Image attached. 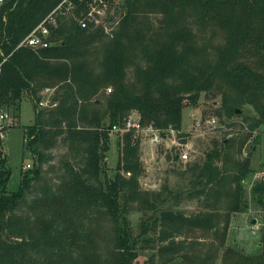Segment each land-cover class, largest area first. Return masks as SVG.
Instances as JSON below:
<instances>
[{
	"label": "trees",
	"instance_id": "obj_1",
	"mask_svg": "<svg viewBox=\"0 0 264 264\" xmlns=\"http://www.w3.org/2000/svg\"><path fill=\"white\" fill-rule=\"evenodd\" d=\"M59 1H0V48L10 52L0 107L19 111L29 98L34 110L23 125L33 162L15 189L0 152V264H134L140 248H155L160 264H264V232L256 254L226 244L231 214L247 206L242 148L264 122V0H119L109 29L81 26L86 0H74L56 14L48 46H16ZM44 87H55V105H37ZM201 92L219 95L215 112L240 116L241 130L185 163L187 196L202 206L186 213L165 204L167 184L142 187L140 137L111 127L135 111L178 135L183 107ZM111 132L118 156L107 176ZM251 192L264 207V177ZM134 211L144 216L137 233Z\"/></svg>",
	"mask_w": 264,
	"mask_h": 264
},
{
	"label": "rangeland",
	"instance_id": "obj_2",
	"mask_svg": "<svg viewBox=\"0 0 264 264\" xmlns=\"http://www.w3.org/2000/svg\"><path fill=\"white\" fill-rule=\"evenodd\" d=\"M115 3L117 4V2ZM40 95V97H44L42 92H40ZM219 103V95L201 92L195 104H187L183 107L181 133L177 135L181 143L178 146H175L167 139L154 144L149 141L148 136L141 135L140 157L143 172L140 175V183L142 187L157 189L162 187L164 183L167 184L172 193H168V200L165 204L172 209H180L189 213L202 208L196 198L187 196V190L191 183L189 182L188 173L184 174L183 172L185 163L202 162L204 153L211 147L213 140H220L224 135L229 136L241 130L238 123L240 116H219L215 112V108L219 106ZM3 110H7L15 116V124L5 128V137L0 140V152L5 157L6 165L10 169V175L5 187L7 189H15L20 180L21 169H24L22 166L27 161L33 162L30 150L24 146L23 125L33 121L34 110L32 101L29 98H22L19 111H14L11 107L3 108ZM244 112L253 113V110L251 106L246 105ZM209 117L216 119L215 125L207 122ZM231 121H234V123ZM110 134V146L107 150L106 158L107 176L112 174L118 156L117 132H111ZM132 134L134 136L138 135L133 133V131ZM173 145L180 151H187L188 158L185 160L172 158L173 149L171 148ZM242 149L243 156L248 155V152L251 155V170L242 178L247 206L243 210L234 211L231 214L226 244H233L241 253L256 254L261 250L260 238L262 232H264V207L253 198L251 188L253 183L259 178L256 176V172L264 171V122L253 132ZM60 151H62L61 147L53 148L52 154L54 158L51 159V162L56 160V156ZM45 166L47 167V165ZM178 191L180 192L179 197L174 195ZM128 216L134 232L137 233L140 227L139 223L144 217L143 214L134 211L128 212ZM253 218L254 221H252ZM156 253L157 250L155 248H140L134 264H160ZM152 254L153 257L151 258Z\"/></svg>",
	"mask_w": 264,
	"mask_h": 264
},
{
	"label": "built area",
	"instance_id": "obj_3",
	"mask_svg": "<svg viewBox=\"0 0 264 264\" xmlns=\"http://www.w3.org/2000/svg\"><path fill=\"white\" fill-rule=\"evenodd\" d=\"M1 1V0H0ZM119 2V0H86L87 8L83 13L78 17V21L81 26L87 25H97L101 24L105 29H109L115 23L114 17V4ZM112 5V6H110ZM74 7V0H61L59 1L46 15H44L17 43L16 46L21 44L30 45L33 48L39 49L46 47L50 44V33L51 25L56 22V14L68 13ZM0 54L2 57L0 59V72L1 65L3 61L8 57V54H4L0 48ZM55 87H44L41 92L44 94L43 98L38 100V106H53L56 104V100L53 98V92ZM109 89V88H108ZM0 111V140L5 137V128L15 124V116L10 114L7 110ZM207 122L211 125L216 124V119L214 117H209ZM112 131H126L130 130L133 133L148 136V139L151 143L157 144L161 140L167 139L170 140L175 146H178L181 143L177 138V130L171 125L163 129L155 126L152 122L144 123L138 117L137 112L133 111L125 117L122 123H114L111 127ZM243 152V151H242ZM177 156L181 160L188 158L187 151L178 150ZM24 167L31 166V162H25ZM256 176L260 178L264 177V171H257ZM257 228V227H256Z\"/></svg>",
	"mask_w": 264,
	"mask_h": 264
},
{
	"label": "water",
	"instance_id": "obj_4",
	"mask_svg": "<svg viewBox=\"0 0 264 264\" xmlns=\"http://www.w3.org/2000/svg\"><path fill=\"white\" fill-rule=\"evenodd\" d=\"M252 221H254V218L252 219Z\"/></svg>",
	"mask_w": 264,
	"mask_h": 264
}]
</instances>
